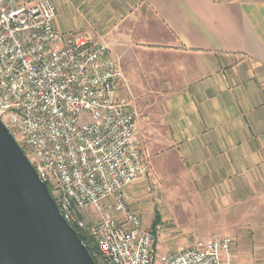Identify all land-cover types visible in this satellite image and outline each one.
Wrapping results in <instances>:
<instances>
[{
    "label": "built area",
    "instance_id": "obj_1",
    "mask_svg": "<svg viewBox=\"0 0 264 264\" xmlns=\"http://www.w3.org/2000/svg\"><path fill=\"white\" fill-rule=\"evenodd\" d=\"M55 18L51 0H0V119L63 219L92 239L99 264H232L231 240L216 234L154 258L127 194L146 170L135 114L118 96L121 68Z\"/></svg>",
    "mask_w": 264,
    "mask_h": 264
},
{
    "label": "crops",
    "instance_id": "obj_2",
    "mask_svg": "<svg viewBox=\"0 0 264 264\" xmlns=\"http://www.w3.org/2000/svg\"><path fill=\"white\" fill-rule=\"evenodd\" d=\"M51 2L57 31L107 45L129 95L158 92L138 139L171 155L182 182L220 186L224 201L262 191L240 185L264 161V0Z\"/></svg>",
    "mask_w": 264,
    "mask_h": 264
},
{
    "label": "rangeland",
    "instance_id": "obj_3",
    "mask_svg": "<svg viewBox=\"0 0 264 264\" xmlns=\"http://www.w3.org/2000/svg\"><path fill=\"white\" fill-rule=\"evenodd\" d=\"M111 56L121 68L122 63L114 55ZM157 93L146 92L144 95L139 89L136 94L129 95L123 76L118 85V96L128 104L136 121L141 112L145 116L150 111H156ZM17 141L20 142L18 138ZM153 142L138 139L146 173L128 187L127 194L131 207L153 234L154 258L185 249L197 240L216 234L231 240L232 264H264V188L247 196L241 192L242 199H227L224 196V201L220 186L208 190L206 186H190L182 182L181 174L176 175L172 171L173 157ZM165 156H170V159H165ZM167 161L171 162L169 174L162 171ZM261 169V177L247 172L244 177L246 184L240 186H253L255 182L258 183L256 186L264 187V161ZM89 216L94 215L90 213ZM94 221L95 218L90 217L88 227ZM94 255L100 262L96 251Z\"/></svg>",
    "mask_w": 264,
    "mask_h": 264
},
{
    "label": "water",
    "instance_id": "obj_4",
    "mask_svg": "<svg viewBox=\"0 0 264 264\" xmlns=\"http://www.w3.org/2000/svg\"><path fill=\"white\" fill-rule=\"evenodd\" d=\"M0 264H96L1 119Z\"/></svg>",
    "mask_w": 264,
    "mask_h": 264
},
{
    "label": "trees",
    "instance_id": "obj_5",
    "mask_svg": "<svg viewBox=\"0 0 264 264\" xmlns=\"http://www.w3.org/2000/svg\"><path fill=\"white\" fill-rule=\"evenodd\" d=\"M77 236L81 240V242L85 245L86 249L88 250L89 254L93 258L94 262L96 264H99L100 262H97L96 257L94 255V251L97 252L96 247L93 244V241L91 238L87 237L85 234L77 232Z\"/></svg>",
    "mask_w": 264,
    "mask_h": 264
}]
</instances>
